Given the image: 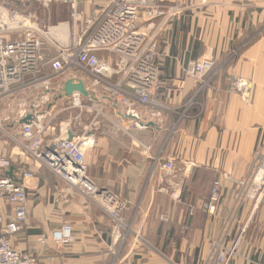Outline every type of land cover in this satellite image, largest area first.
Segmentation results:
<instances>
[{"label":"crops","instance_id":"obj_1","mask_svg":"<svg viewBox=\"0 0 264 264\" xmlns=\"http://www.w3.org/2000/svg\"><path fill=\"white\" fill-rule=\"evenodd\" d=\"M182 3L173 21L141 23V31L159 42L161 70L155 105L142 111L148 128H133L110 108L112 120L100 118L89 128L90 179L125 203L124 227L118 229L98 202L25 151L20 126L8 122L0 129V160L10 163L0 164V179L12 177V168L13 175L33 174L23 180L29 218L12 237L21 254L35 256L38 264H217V244L232 247L238 241L230 264L264 263V199L244 200L248 188L236 184L251 177L264 151V0ZM86 8L91 14L97 5ZM98 55L114 61L107 52ZM193 62L207 63L202 81L186 74ZM33 79L25 78L21 91L0 102V115L34 96L36 90L26 87ZM236 80L242 89L234 87ZM45 136L64 135L56 124ZM167 162L175 166L169 176L162 169ZM218 179L223 196L210 212L205 205ZM0 213L6 221L13 215L1 190ZM65 224L75 234L71 246L43 243V236Z\"/></svg>","mask_w":264,"mask_h":264},{"label":"built area","instance_id":"obj_2","mask_svg":"<svg viewBox=\"0 0 264 264\" xmlns=\"http://www.w3.org/2000/svg\"><path fill=\"white\" fill-rule=\"evenodd\" d=\"M18 1L24 6L27 2ZM59 1L71 4L74 25L57 27L58 37L50 43L47 38L50 30L44 23L33 21L31 15L25 16L26 12L16 2L0 0V102L21 91L27 77L34 79L26 87L36 90L31 99L20 102L9 115H0V129L3 130L8 122L20 126V134L28 142L23 146L24 150L84 197L98 202L120 229L125 226V203L119 195L95 185L89 176L86 152L94 144L90 127L84 128L79 135L77 127L80 125L57 120L67 110L95 112V118L112 120V115L106 114L110 108L119 119L131 120L133 128H148V123L142 119V111L149 112L155 105L152 93L159 84L161 70L159 42L155 36L141 31V23L178 18L184 10L183 0H90L89 4L97 5L91 14H87V8L86 11L77 9L78 0ZM5 15L8 20H3ZM50 50L55 56L49 57L47 52ZM102 51L112 55L114 61L102 60L98 55ZM206 66L207 63L193 62L186 74L202 81ZM69 80L83 82L89 96L80 93L67 96L64 87ZM233 84L237 89L244 85L240 80ZM150 114L161 117L160 113ZM27 118L30 122L24 123ZM113 122L117 127L122 126L114 119ZM56 124L64 136L46 138V133L55 129ZM257 159L251 177L236 181L240 187L248 188L244 200L256 204L264 199V151L257 154ZM0 164L3 168L10 167L6 159H1ZM162 167L167 176L175 171L172 162ZM32 177L31 172L21 170L12 177L0 179L1 193L13 206L10 221L0 213V264H38L35 256L21 254L12 240L29 218L28 191L23 180ZM221 188L218 179L213 183L210 201L205 205L208 211H215L221 202ZM48 239L58 248H67L74 243L75 234L72 226L65 224L48 237L43 236V243ZM238 245V241L232 247L217 244V264H230Z\"/></svg>","mask_w":264,"mask_h":264},{"label":"rangeland","instance_id":"obj_3","mask_svg":"<svg viewBox=\"0 0 264 264\" xmlns=\"http://www.w3.org/2000/svg\"><path fill=\"white\" fill-rule=\"evenodd\" d=\"M11 1L16 2L17 4L20 5V8L26 12L24 14L25 16L31 15V17L34 18L33 21H38L40 23L42 22L44 23V25H46L47 28H49L50 31L48 33L49 35L47 36V38L50 43H54L53 40L57 39L58 37L59 29H57L56 33H53V31L57 27H59L62 24L68 25L70 27L74 25L72 21L73 20L72 19L73 10H72L71 4H66L59 0H27L24 6L20 4V1L18 0H11ZM88 1L90 0H78L77 9L79 11L85 10ZM90 5H93V4L90 3ZM170 21H173V20H170ZM47 45L49 48H51L50 44H47ZM87 104L90 105L91 103L87 102ZM95 117H96L95 112L92 114L91 112H88V111L86 112V110H67L59 116L57 121L58 122H61V121L62 122H73V123L80 125L77 127L78 129L77 131L79 135H82L84 126L91 127L95 122H100L101 120L100 117L98 118H95ZM76 118L78 119L77 121L75 120ZM256 161L258 163V159H256ZM114 194H116V192H114Z\"/></svg>","mask_w":264,"mask_h":264},{"label":"water","instance_id":"obj_4","mask_svg":"<svg viewBox=\"0 0 264 264\" xmlns=\"http://www.w3.org/2000/svg\"><path fill=\"white\" fill-rule=\"evenodd\" d=\"M65 93L67 96H71L74 93H80L84 97H88L89 93L86 90L85 84L83 82L74 83L72 80H69L65 83ZM30 122V118L24 120V123ZM10 176L13 175V168L10 171Z\"/></svg>","mask_w":264,"mask_h":264},{"label":"bare ground","instance_id":"obj_5","mask_svg":"<svg viewBox=\"0 0 264 264\" xmlns=\"http://www.w3.org/2000/svg\"><path fill=\"white\" fill-rule=\"evenodd\" d=\"M3 20H8V18H7V16H6V15L4 16V19H3Z\"/></svg>","mask_w":264,"mask_h":264}]
</instances>
